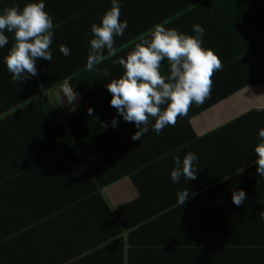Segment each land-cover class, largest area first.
Wrapping results in <instances>:
<instances>
[{"label":"trees","instance_id":"trees-1","mask_svg":"<svg viewBox=\"0 0 264 264\" xmlns=\"http://www.w3.org/2000/svg\"><path fill=\"white\" fill-rule=\"evenodd\" d=\"M26 2L0 0V10L13 3L23 7ZM232 2L120 0L119 19L128 26L123 36L114 37L116 54H105L97 66L108 68V76L86 70L85 62L90 25L99 23L110 0H45V11L53 20L52 59L37 60V75L24 81L12 82L3 63L14 42L12 34L6 33L9 43L0 48V264H19L30 255L44 261L42 250L49 243L39 238L61 233L68 226L81 230L84 220H103L106 236L119 235V221L127 229L132 226L123 219L132 215L128 209H147L132 220L133 225L140 223L162 206H176L175 193L183 189L189 196L182 205L191 201L203 207L248 208L258 219L255 235L264 236V178L255 172L252 151L258 142L256 132L264 127V108L248 110L202 135L189 123L243 88L264 86V50L251 47L252 42L245 45L238 26L242 21L233 12ZM257 3L249 0L248 7L258 11ZM161 21L187 34H192L193 24L202 25V47L215 51L222 68L213 73L204 103L191 105L187 115L177 117L174 126H166L158 135L149 127L140 141H133L130 136L136 129L131 122L117 116L116 128L104 127L115 115L105 83L122 72L112 61L125 55L142 34ZM60 44L69 48L68 56L59 52ZM161 70L167 73L166 60L161 61ZM60 88L77 95L76 105L67 111L54 97ZM177 149L181 157L189 151L196 153L197 173L195 179L183 181L181 177L173 184L169 178L171 154ZM126 178L139 197L113 209L102 190ZM234 189L248 194L239 206L231 202ZM154 190L156 195H152ZM217 230L216 237L223 242L228 236H238L242 226Z\"/></svg>","mask_w":264,"mask_h":264},{"label":"clouds","instance_id":"clouds-1","mask_svg":"<svg viewBox=\"0 0 264 264\" xmlns=\"http://www.w3.org/2000/svg\"><path fill=\"white\" fill-rule=\"evenodd\" d=\"M120 0H110V7L99 18V23L90 25L91 38L87 40L88 51L85 69L101 71L109 75L108 68H97L105 60V54H116L114 37H121L127 28V21L120 20ZM167 21L154 23L138 38L131 49L112 61L122 68L118 77L110 79L105 87L110 93L109 106L115 115L109 125L116 128L117 116L124 122H131L135 131L130 139L140 141L151 127L155 134L166 126H174L177 117L187 115L189 107L200 105L208 98L212 87V75L222 68L221 60L211 48L202 47L204 28L193 24L192 34L167 27ZM6 33L12 34L13 43L3 56V63L10 73L12 82L24 81L37 75L36 62L39 59L51 61L53 42V20L45 11V0H27L23 7L13 3L0 10V48L9 43ZM59 52L69 55V48L59 45ZM167 61V73H162L161 61ZM75 94L67 95L71 103ZM92 113V109H88ZM257 143L252 146L255 154V172L264 178V127L256 132ZM172 155L173 166L169 178L173 184L196 178L198 157L187 152L181 157ZM227 178V177H225ZM176 206L189 196L188 190L175 193ZM245 199L243 189L231 191V202L239 206Z\"/></svg>","mask_w":264,"mask_h":264},{"label":"crops","instance_id":"crops-1","mask_svg":"<svg viewBox=\"0 0 264 264\" xmlns=\"http://www.w3.org/2000/svg\"><path fill=\"white\" fill-rule=\"evenodd\" d=\"M237 1L233 0L231 8L235 15L238 12V20L242 21L238 26L245 36V45L252 42L254 45L251 47L264 50V0H258V11L248 7L249 0L238 1V4ZM246 21L257 23L251 25ZM54 97L65 111L77 102L74 99L69 103L60 90L54 92ZM61 101L65 103L64 107ZM254 108H264L263 85L243 88L236 95L191 118L189 123L197 135H202ZM167 163H162V166L166 167ZM102 192L113 209L139 197L128 178L104 188ZM152 195H156L155 190ZM190 202L180 208L162 206L158 213L134 225L132 220L138 217L135 214L147 209L131 207L128 211L132 215H124L123 219L124 223L132 226L127 229L119 221L121 231L114 236L105 235L103 220H84L80 222L81 230L68 226L61 233L39 238L49 243L48 248L42 250L45 262L30 255L19 264H264V236L255 235L258 219L253 212L248 208L239 211L234 207H203ZM68 223L77 225L71 221ZM229 225L242 226L241 233L220 242L216 237L217 229ZM236 242L238 245L234 247Z\"/></svg>","mask_w":264,"mask_h":264},{"label":"rangeland","instance_id":"rangeland-1","mask_svg":"<svg viewBox=\"0 0 264 264\" xmlns=\"http://www.w3.org/2000/svg\"><path fill=\"white\" fill-rule=\"evenodd\" d=\"M60 91L61 92H63L65 95H66V97H67V95L68 94H71L69 91H68V93H67V89L65 90V89H63V88H60ZM75 99H77V95H75ZM61 102H63V101H61ZM74 101H72L71 103H73ZM65 106V103L63 102V107Z\"/></svg>","mask_w":264,"mask_h":264}]
</instances>
